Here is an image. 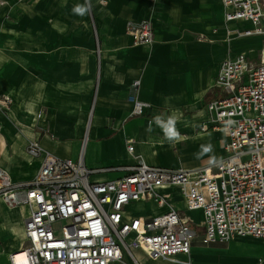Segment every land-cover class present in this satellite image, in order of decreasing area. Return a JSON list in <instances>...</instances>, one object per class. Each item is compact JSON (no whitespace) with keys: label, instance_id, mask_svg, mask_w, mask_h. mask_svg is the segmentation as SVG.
Masks as SVG:
<instances>
[{"label":"crops","instance_id":"obj_1","mask_svg":"<svg viewBox=\"0 0 264 264\" xmlns=\"http://www.w3.org/2000/svg\"><path fill=\"white\" fill-rule=\"evenodd\" d=\"M209 2L103 0L98 9L108 18L100 20L97 39L100 53L95 52L90 35L83 39L65 38L63 45L54 51L57 56L48 63L47 72H42L32 84L24 82V70L11 62L10 53L0 46V95L13 97L16 102L14 121L23 135V140L15 138L10 128L11 143L6 134L2 135L0 168H8L14 182H25L28 177L31 178L28 181L34 179L42 159L27 154L28 140H38L44 149L60 158L76 161L83 154L84 165L89 169L116 168L93 174L90 177L93 182L120 178L126 174V166L137 163L127 150V139L134 140V155L152 166L194 169L222 159L228 139L224 132L211 128L206 104L218 94L214 86L221 62L240 54L257 58L264 38L242 37L236 41V31L245 30L249 25L244 23L245 28L241 29L237 22L226 23L221 0L213 2L220 7L217 12L212 6L207 7ZM207 14L211 15L205 19ZM145 19L152 21L155 42L135 45L133 37L126 34L127 24ZM9 31L16 35L14 28ZM67 39L71 40L66 45ZM134 81L138 85L133 87ZM36 83L35 88L32 85ZM132 96L149 105L142 115H133ZM29 97H36L39 103H32ZM26 108L43 113V121L34 122V115L28 111L27 114ZM0 122L2 126L5 124L4 119ZM165 193L170 195L172 205L186 213L198 233L203 234L202 211H186L178 189ZM131 208L136 212H131ZM22 210L21 214L14 211L11 217L13 220L17 217L21 225L24 218L25 231L28 209ZM164 210L145 198L126 208L129 217H149ZM194 213H201L199 222L193 218ZM1 233L0 246L6 252H13L6 249L11 238ZM4 236L8 238L4 240ZM11 241L17 243V251L24 245L25 235L20 245ZM237 246L261 250L254 251L258 258L228 255V249ZM126 259L128 264H133ZM176 259L186 261L188 257L179 255ZM232 259L264 264V240L235 237L228 243L202 245L197 242L192 247V264H231ZM143 260V264H183ZM8 263L5 257H0V264Z\"/></svg>","mask_w":264,"mask_h":264},{"label":"built area","instance_id":"obj_2","mask_svg":"<svg viewBox=\"0 0 264 264\" xmlns=\"http://www.w3.org/2000/svg\"><path fill=\"white\" fill-rule=\"evenodd\" d=\"M221 2L226 23L249 25L236 31L237 36L264 38V0ZM127 30L135 45L155 42L151 19L129 22ZM214 89L218 94L205 109L211 128L227 136L225 156L198 168L149 165L134 155V140L127 139V150L137 163L126 166L120 178L93 182V174L116 168L89 169L83 154L76 161L60 158L38 140H28L27 153L42 159L34 179L15 184L0 172V194L14 191L16 196L6 197L8 204L24 203L29 209L21 247L26 264H128L126 257L133 264H143V259L192 264L197 242L264 240V45L255 59L247 54L224 59ZM130 98L133 115L149 107ZM12 187L18 188L4 192ZM173 188L184 198L186 211H202L203 234L172 205L165 191ZM143 198L165 210L129 217L127 206ZM179 255L188 259L179 261Z\"/></svg>","mask_w":264,"mask_h":264},{"label":"rangeland","instance_id":"obj_3","mask_svg":"<svg viewBox=\"0 0 264 264\" xmlns=\"http://www.w3.org/2000/svg\"><path fill=\"white\" fill-rule=\"evenodd\" d=\"M102 1L103 0H70L69 2H65L64 0H0V46H3L5 50L10 53L11 62L24 70V75L22 77V79L24 78L26 80H24V82L32 84L41 76L42 72H47L48 63H52L54 57L57 56L54 51H57V48L63 45V40L65 38L72 39L73 37H79L83 39L85 35H90L95 45V52L98 55L97 39L99 37L100 20L108 18V15L104 11L98 9ZM208 1L211 2H209L207 7L210 8V6H212L211 8L217 12L220 7L213 3L215 0ZM78 6L87 7L88 11L81 15L75 10ZM209 11L211 12V10ZM210 15L211 14H207L205 19H208ZM237 25L241 26V29L245 28V26L243 27L244 23L237 22ZM220 27H222V23ZM11 28L16 30V35L10 33L9 29ZM126 34L132 37L128 30ZM71 39H67L68 41L65 44L67 45ZM235 40L238 41L241 40V38L236 36ZM250 43L252 44L254 42ZM259 43L261 44V42ZM16 109V102L13 101V97L6 98L5 94L0 95V119H4L5 121L3 126V123L0 122V143L3 145L4 140L2 135L4 134L9 137V143L12 141L9 132L10 128L14 131L15 138L23 140V135L14 121V111H16ZM35 129L37 130V128ZM4 154L8 157L6 153ZM23 154L27 159L26 153L24 152ZM29 179L31 178L28 177L25 181ZM12 182L15 184L19 183V181L14 182L13 180ZM16 188L18 187H12V189L5 190L4 192H10V190ZM0 198L3 200V203L0 204L6 205V214L7 207L11 206L5 203L3 197L0 196ZM146 209L149 210V205L146 206ZM131 212L135 213L136 210L131 208ZM5 216L7 217L5 219L7 222L8 215ZM192 216L195 221L198 222L199 219H202L201 213H194ZM13 218L17 219V217ZM10 219H12V217ZM3 221L4 219L0 218L1 224ZM3 238L5 240L8 236H4ZM9 242L10 245L6 249L15 251L17 249V243L11 241V239ZM255 250L259 251L261 249L251 248L249 246H237L231 250L228 249L227 253L233 257L258 258V256L254 254ZM8 253L9 252H6L2 257L8 260ZM231 264L249 263L232 259Z\"/></svg>","mask_w":264,"mask_h":264},{"label":"bare ground","instance_id":"obj_4","mask_svg":"<svg viewBox=\"0 0 264 264\" xmlns=\"http://www.w3.org/2000/svg\"><path fill=\"white\" fill-rule=\"evenodd\" d=\"M230 23H233V22H230ZM128 25V24H127ZM126 30H127V27H126ZM237 37H239V38H242V36H237ZM245 38V37H244ZM246 38H259V39H261L260 37H246ZM245 51V50H244ZM33 87H35L36 88V86H37V83L35 84V86H34V84L32 85ZM30 98V97H29ZM28 98V99H29ZM36 98V97H35ZM34 97H31L30 98V100H32V103H39V102H37V100L35 99ZM26 102H28V101H26ZM30 102V101H29ZM31 103V102H30ZM19 105V104H18ZM23 105V104H22ZM32 105V104H31ZM25 106H27V104L25 103ZM37 106V105H36ZM19 109V108H18ZM22 109V108H21ZM36 109V108H35ZM34 108H29V109H27L26 108V110H25V112H29V113H31V115L33 114L34 115V117H35V121L34 122H38V121H40V122H42L43 120V118H44V115H43V113L42 114H38V112L37 113H35L36 112V110H35ZM34 110V111H33ZM27 112V114H29ZM38 114V115H37ZM32 115V116H33ZM24 116V115H23ZM188 118V117H187ZM31 123H32V121H31ZM196 124V123H195ZM199 127V126H198ZM56 130V129H55ZM174 130V129H173ZM172 130V131H173ZM169 135H171V134H169ZM175 137V136H174ZM182 138V137H181ZM12 142V141H11ZM163 143V142H162ZM165 143V142H164ZM170 143V142H169ZM153 150V149H152ZM156 150V149H155ZM157 152V151H156ZM153 153V152H152ZM28 154V153H27ZM29 155V154H28ZM30 156V155H29ZM31 157V156H30ZM32 158H34V157H32ZM29 164V163H28ZM0 172H1V175H2V178L3 179H5L6 178V181L7 180H11V178H10V170L8 169V168H0ZM103 173H106V171H103ZM5 182V181H4ZM13 183V182H12ZM12 195H15L16 196V194L14 193V191L13 192H10V193H7L6 195H2V194H0V196L1 197H3V199H4V201H5V203L7 204V205H9L8 204V202H7V198L6 197H11ZM0 203H3V200H2V198H0ZM5 207H6V205L4 204V205H2V204H0V211H1V213H0V217L2 218V219H4V221H3V223L0 225V230L3 232V233H7L8 235H9V237L11 238V239H13V240H15V241H17L18 242V244L20 245V242H21V240H23L24 239V228H22V226H23V223H24V218H22L23 220H22V225L20 224V222H19V220H17V219H10L11 218V216L14 214V211L16 212V213H18V214H21L22 212H23V210H22V208L23 207H26L27 209H28V206L26 205V204H24V203H18V205H16L15 207H7V213L5 214ZM28 214H29V209H28ZM28 214H27V216L25 217V218H27L28 217ZM5 215H8V219H7V222H6V216ZM16 215V214H15ZM19 219V218H18ZM2 234V233H1ZM237 238H239V237H237ZM6 254V251L3 249V247H2V245L0 246V257H2V256H4ZM8 261H10V264H26V254H25V252L24 251H22V249L20 248L19 250H17V251H13V252H9L8 253ZM9 264V263H8Z\"/></svg>","mask_w":264,"mask_h":264},{"label":"clouds","instance_id":"obj_5","mask_svg":"<svg viewBox=\"0 0 264 264\" xmlns=\"http://www.w3.org/2000/svg\"><path fill=\"white\" fill-rule=\"evenodd\" d=\"M75 10H76V12L80 13L81 15H83L86 11H88V8L84 7V6H78Z\"/></svg>","mask_w":264,"mask_h":264}]
</instances>
